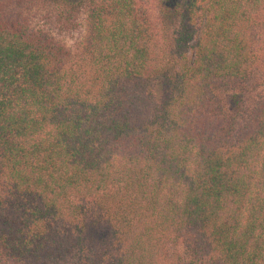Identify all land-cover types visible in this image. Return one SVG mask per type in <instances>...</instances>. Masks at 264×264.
Masks as SVG:
<instances>
[{"label": "trees", "instance_id": "trees-1", "mask_svg": "<svg viewBox=\"0 0 264 264\" xmlns=\"http://www.w3.org/2000/svg\"><path fill=\"white\" fill-rule=\"evenodd\" d=\"M42 1L87 34L0 0V264H264V0Z\"/></svg>", "mask_w": 264, "mask_h": 264}, {"label": "rangeland", "instance_id": "rangeland-1", "mask_svg": "<svg viewBox=\"0 0 264 264\" xmlns=\"http://www.w3.org/2000/svg\"><path fill=\"white\" fill-rule=\"evenodd\" d=\"M19 4H17L22 11V15L26 18L33 20L38 26L41 28H45V30L50 31L57 38H61L70 48H74L81 42L85 40L87 34V12L86 8L83 6L79 8L78 11L71 12V24L68 26L61 24L56 14L51 13L48 16L47 6L42 0H18ZM52 7L56 8V5L50 3ZM149 9L153 16L156 17L157 26L162 27L163 23L161 21L160 14L158 13V6L155 0H150ZM59 8V7H58ZM264 45V42H263ZM264 58V53H263ZM264 62V61H263ZM263 73H259L258 76L262 77ZM259 82V80H256ZM260 86L259 89L256 90V94H259L264 91V81L260 78ZM258 83V84H259Z\"/></svg>", "mask_w": 264, "mask_h": 264}]
</instances>
